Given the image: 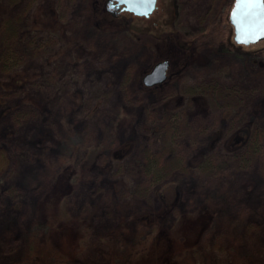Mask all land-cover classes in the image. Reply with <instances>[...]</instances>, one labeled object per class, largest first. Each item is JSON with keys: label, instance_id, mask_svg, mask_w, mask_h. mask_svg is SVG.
Here are the masks:
<instances>
[{"label": "rangeland", "instance_id": "rangeland-1", "mask_svg": "<svg viewBox=\"0 0 264 264\" xmlns=\"http://www.w3.org/2000/svg\"><path fill=\"white\" fill-rule=\"evenodd\" d=\"M228 3L162 0L158 13L148 19L125 14L137 44H121L112 36L92 31L80 0H0V264H19L25 257L22 239L31 220L34 196L24 178L46 157L33 145V136L53 128L59 111L75 120L100 121L128 96L143 67L151 68L169 55L167 48L147 43L150 35L201 30L215 22L219 39L230 46ZM6 22L19 28L16 38L23 48L18 60L4 65L10 44L6 43ZM224 48L216 51L212 45L202 44L185 69L172 67L160 91L132 98L139 107L125 121L120 137L133 138L136 147L124 166L99 164L77 193L69 209L83 217L86 203L92 204L86 218L89 231L86 241L77 247L73 237L61 236L59 247L69 258L65 264H112L113 249L105 236L130 237L141 213L161 210L157 185L137 186L143 191L134 194L140 180L130 166L138 162L146 142L161 133L166 137L170 127L167 104L168 110H178L185 132L194 137L190 139L195 144V128H206L199 137L201 150L194 148L193 153L209 151V138L216 130L222 132L221 153L234 132L240 140L251 127L257 134L256 144L263 147L264 40L245 49ZM259 50H263L258 53L262 64H258L260 60L257 66L250 64L248 53ZM13 79L18 83H11ZM18 103L30 115L18 116L13 110ZM234 160H214L209 169L189 164L169 173L168 180L177 184V213L194 216L207 204L216 205L218 212L194 251L184 250L195 234L184 236V243L176 242L174 237L182 231L180 227L173 230L169 255L157 264H188L192 254L197 257L193 264H243L240 257L264 264V162L251 152ZM129 177L134 184H127ZM170 193L174 195V190Z\"/></svg>", "mask_w": 264, "mask_h": 264}, {"label": "trees", "instance_id": "trees-1", "mask_svg": "<svg viewBox=\"0 0 264 264\" xmlns=\"http://www.w3.org/2000/svg\"><path fill=\"white\" fill-rule=\"evenodd\" d=\"M106 1L80 0V8L88 16L89 27L94 33L112 36L116 43L123 44L128 41L136 43L137 37L129 27L131 20L125 17L128 13H121L116 17L111 16L107 10ZM231 1L229 0L230 5ZM221 13L223 10L218 15ZM132 17L135 16L132 15ZM214 23L201 30L184 32L176 30L168 35L147 37L149 39L147 43L155 45V48L164 47L170 50L169 55L164 57L170 62V69L168 78L163 84L150 88L145 87L141 78L150 69V66H145L136 77L133 89L129 91L128 96L103 114L100 121L98 119L94 123L90 118L84 121L75 120L68 112L59 111L56 114L54 125H51L53 128L49 127L46 131H40L33 136V145L40 148L46 157L24 178V184L27 190L33 192L34 200L31 220L22 239L25 257L19 264H65L69 258L59 247L61 236L65 234L64 238L73 237L75 247L86 241L89 231L88 228L86 229L88 224L86 218L90 215L93 206L91 203H86L87 212L85 213L87 215L84 209L83 217L74 215L69 207L81 187L85 185L84 182L99 164L114 162L120 167L126 164V158L136 147V141L133 138L121 139L120 133L125 121L130 118L135 106H138L137 102L132 101L136 94L160 91L168 82L172 67L175 65L180 69L183 67L185 69L195 59L196 49L204 43L212 45L216 51L225 49L224 45L233 49H245L243 46H236L233 41L228 42L230 46L224 44L223 39H219L221 36L215 30L217 26L213 25ZM18 29L17 25L14 27L13 22L4 24L7 34L5 35L7 36L6 43H10L3 56L4 65L7 62L14 63L21 54L23 46L16 38ZM262 52L263 50L249 52L250 64L257 66L256 61L260 60L258 64L261 65L263 59L259 58L258 53ZM11 81L14 84L18 83L14 79ZM167 106L165 108L170 127L166 132V137L161 133L158 138L146 142L142 156L138 162L130 166L134 175L139 177L137 180H140L135 184L134 194L138 195L143 191L137 186L157 185L156 197L162 205L161 210L141 213L135 220L137 228L130 237L122 234L116 237L105 236V240L109 239L113 249L112 264H157L163 261L172 247L169 240L173 237L170 235L173 230L177 231L178 227L182 232H177V236L174 237L176 242L180 239L184 243L188 233L195 234L193 242L189 243L185 252L194 251L200 240L206 237L215 222L217 206L207 204L200 208L194 216L177 213L179 199L177 184L168 180L169 173L189 164L199 169L204 167L209 169L214 160L225 158L226 161H235L234 159L248 152L257 155L260 162H264V145L261 148L256 144L257 134L254 133L252 127L239 136L240 140L234 132L226 140L223 153L219 149L221 145L219 143L222 142V132L219 130H216L209 138V151L205 149L206 153L202 155L198 152L193 153L194 148L201 150L202 146L199 143L202 138L199 137H203L206 128H195V144L190 139L192 136H187L185 132L187 127L182 124L178 110L170 111L171 109L168 110ZM25 109L26 106L20 103L13 108L18 116L24 117L30 115ZM125 181L128 185L134 184L131 177ZM171 190H174V195L170 193ZM191 258L188 264L197 263L196 256L192 254ZM240 258L243 264H255L250 258Z\"/></svg>", "mask_w": 264, "mask_h": 264}, {"label": "water", "instance_id": "water-1", "mask_svg": "<svg viewBox=\"0 0 264 264\" xmlns=\"http://www.w3.org/2000/svg\"><path fill=\"white\" fill-rule=\"evenodd\" d=\"M156 0H107L109 14L116 17L119 12H127L137 17L147 18L155 9ZM232 27V41L237 46L248 47L264 40V0H233L228 14ZM170 62H156L142 78L145 87L163 84L168 78Z\"/></svg>", "mask_w": 264, "mask_h": 264}, {"label": "flooded vegetation", "instance_id": "flooded-vegetation-1", "mask_svg": "<svg viewBox=\"0 0 264 264\" xmlns=\"http://www.w3.org/2000/svg\"><path fill=\"white\" fill-rule=\"evenodd\" d=\"M173 1H174L175 4H176V0H173ZM232 3H233V0L231 1L230 8H231V6H232ZM161 4H162V0H156L155 9L153 10V12H152V14H151L150 16H152V15H156V14L158 13V10L160 9ZM230 8H229V10H230ZM228 14H229V12H228ZM150 16H149V17H150ZM149 17H148V18H149ZM148 18H146V19H148ZM175 32H176V31H175Z\"/></svg>", "mask_w": 264, "mask_h": 264}]
</instances>
